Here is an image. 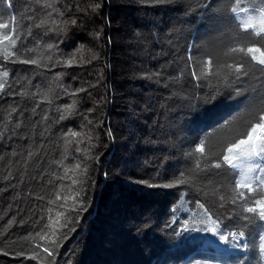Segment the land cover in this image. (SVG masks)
Segmentation results:
<instances>
[{
  "label": "trees",
  "instance_id": "1",
  "mask_svg": "<svg viewBox=\"0 0 264 264\" xmlns=\"http://www.w3.org/2000/svg\"><path fill=\"white\" fill-rule=\"evenodd\" d=\"M95 2L100 0H56V8L64 14L61 17L53 13L52 18L69 21L65 30L56 32L34 26L45 17V11L39 8L36 0H0V20L8 25V30L15 24L17 34L23 37L17 41L18 46L24 43L32 48L36 43L41 46L51 43L56 45L57 59H67L81 45L84 46L80 53H76L77 62L71 65H7L13 79L17 75L26 78L24 83L30 91L46 90L50 83L60 85L56 88L57 98L51 107L40 102L39 97L36 98L35 102L41 106L37 108L36 115L31 116L34 122L40 119L44 111L56 120V107L76 102L74 113L65 120H56L55 123L49 121L51 132L46 134L43 142L51 156L59 157V146L55 142L63 132L70 129L77 132L92 129V155L96 158L87 161L88 180L80 196L83 210L78 214L72 213L76 222L64 230L68 238L56 250L54 264H193L205 259H208V264H220V261L212 259L224 247L217 237L205 232H183L185 220H182L181 226L177 222L173 223V219L176 221L183 216L189 219L191 216V211L185 212L181 208L173 217V206L179 207L183 203L184 208L195 209V200L206 202L205 197L187 185L172 189H147L137 181L144 179L153 183H167L174 174L178 175L179 171L191 165L185 154L194 150L200 137L206 133L232 135L231 129L241 127L246 119L242 114L233 119L239 112L241 102L235 98L219 96L211 105L201 103L192 108L174 106L165 116H161L163 109L160 105L168 97L164 81L157 84L141 77L145 72L158 70L163 65H168L166 71H171L176 65L169 62L179 56L185 59L188 55L199 58L206 49L227 44L229 36L218 35L214 26L202 19L200 12L189 18L172 10L146 8L143 0H104L102 11L93 14L88 5ZM188 2L195 4L197 0ZM204 2L215 5L217 2L226 4L228 0ZM250 2L259 3V0H242L244 5ZM71 20L77 23L72 24ZM177 20L187 22L177 24V27H183V33L172 38L169 44L167 37H170V33L166 24ZM148 21H156V27L152 24L145 27ZM149 29L153 35L145 40L142 34H147ZM101 30V36L94 38L92 33ZM29 31L31 35H28ZM92 54H95V59H91ZM80 56L85 60L91 59V62H79ZM56 73L62 74L59 81H54ZM164 80H167V75ZM195 83L190 76L181 81L193 96L202 100L210 89L207 82L202 81L200 88H195ZM251 83L255 84V81ZM18 87L14 85V88ZM80 89L83 91H78ZM16 102L21 105L25 103L19 96H0V115L3 108ZM133 102L139 103L141 107L148 103L155 106V111L144 112L142 124L147 121L151 125L156 120L163 122L165 118H170L175 125L177 139L174 146H164V154L169 158L168 166L161 169L159 174L154 168L155 158L161 153L155 150L154 145L141 143L139 150L140 159L147 157L153 160L152 165L142 169L131 163L126 165L129 159L126 141L131 131ZM192 103L196 104L195 99ZM28 104L34 106L31 99ZM25 115L31 114L29 112ZM88 121L92 122L91 125H88ZM225 121H231V124L221 129L219 126L224 125ZM109 130L113 132L111 139L107 135ZM36 139L39 142L41 138L37 136ZM49 140L53 143H49ZM26 143L27 140H14L12 146ZM10 150L6 145H0V152ZM72 156L83 159L74 150ZM46 159L47 156L40 163L44 164ZM67 162H73L71 156ZM121 168L124 171L117 176L116 172ZM16 183L15 179L11 181L13 185ZM58 183L55 181L54 185ZM54 185H48L47 178L42 181L37 175L35 181L26 180L25 184L14 189L0 179V189H4L0 191V216H3L0 219V230L8 219H15L8 231L0 236V264H39L28 258L34 242L25 238L29 233L40 231L46 222L45 218L44 222L37 223L40 209L47 206V199L38 200L36 195H47ZM182 194L183 202L180 201ZM5 212L7 215H4ZM142 213L151 214L156 227L146 238L138 239L128 233L126 224L134 218L139 219ZM71 228L75 231H71ZM255 239L257 247L248 253V264H264L258 248L259 238ZM20 251L26 255L18 256L16 253Z\"/></svg>",
  "mask_w": 264,
  "mask_h": 264
},
{
  "label": "snow or ice",
  "instance_id": "2",
  "mask_svg": "<svg viewBox=\"0 0 264 264\" xmlns=\"http://www.w3.org/2000/svg\"><path fill=\"white\" fill-rule=\"evenodd\" d=\"M36 3L45 11V17L40 19L35 27L45 28L46 31L65 30V25L69 21L52 18L53 13L61 17L64 14L56 8V0H36ZM143 3L146 8L172 10L189 18L200 12L202 19L214 26L218 35L229 36L227 44L219 48L213 46L211 50L206 49L199 58L192 55H188L186 59L182 56L177 57L169 62L176 65L171 71H166L168 65H163L158 70L145 72L142 79L155 81L157 84L164 81V88L168 91V97L160 105L163 109L160 115L165 116L174 106L192 108L200 106L201 103L211 105L219 96H226L228 99L235 98L241 102L239 112L233 119L239 118L241 114L246 119L243 120L241 127L231 129L230 136L206 133L200 137L195 143L194 150L185 154L191 165L179 171L178 175L174 174L171 181L160 184L141 179L137 183L147 189H172L187 185L203 195L206 202L196 199L195 209L184 208L181 203L179 207L173 206L171 212L174 217L181 208L185 212L191 211L189 219L183 222V232L211 233L218 238L224 247L220 248L219 253L212 259L220 261V264H248V253L257 247L256 237L259 238L261 260H264V0H259V3L250 2L247 5L242 4V0H228L226 4L217 2L215 5L204 0H197L195 4L188 0H143ZM103 6L104 0H100L89 4L88 9L97 14L102 11ZM77 7L80 10L79 6ZM47 9L52 11L48 12ZM186 22L177 20L166 24L170 33V37H167L169 44L172 43V38L183 33V27H177V24L183 25ZM70 23L76 24L77 21L71 20ZM147 24L156 27V21H148L145 27ZM17 33L15 24L8 30V25L0 20V96H19L25 102L23 105L19 102L9 104L2 109L0 115V145L11 148L10 151L0 152V179L14 189L25 184L26 180L35 181L37 175L42 181L47 178L48 185H54L55 181H59L47 195H36L38 200L47 199V206L40 209L41 215L37 223L44 222L45 218L46 222L40 231L35 234L29 233L25 238L34 242L29 259L36 260L39 264H54L56 250L61 242L68 238L64 230L76 222L72 218V213L78 214L83 210L80 196L88 180L87 161L96 158L92 155V129L80 132L70 129L63 132L55 142L59 146L60 155L51 156L50 150L46 151L43 142L46 134L51 132L49 121L55 123L56 120H65L74 113L76 102L56 107L58 113L56 120L44 111L40 114V119L34 122L31 116L36 115L37 108L41 106L39 102H35L36 98L39 97L40 102L51 107L57 98L56 88L60 85L50 83L46 90L30 91L24 83L26 78L17 75L13 79L7 65L23 64L36 67H45L48 64L71 65L77 62L76 53H80L84 46L81 45L76 53L70 54L67 59H57L56 45L49 43L41 46L36 43L29 48L21 43L18 46L17 41L23 37ZM31 34L29 31L28 35ZM101 34L102 30L92 33L94 38H99ZM152 35L151 29L147 34H142L145 40ZM95 58V54H92L91 59ZM91 59L85 60L80 56L79 62L90 63ZM61 75L56 73L54 81H59ZM165 75L167 80H164ZM189 76L196 81L195 88H200L202 81L207 82L210 92L202 100L193 96L181 84V81L187 80ZM252 81H255V84L251 83ZM14 85L19 87L14 88ZM29 99L34 102V106H29ZM194 99L195 105L192 103ZM145 111H155V106L148 103L141 107L137 102L131 105V131L126 141L129 159L126 165L131 163L141 169L152 165L153 160L147 157L140 159L139 150L141 143L154 145L155 150L161 153L155 158L154 168L159 174L161 169L168 166L169 158L164 154V146H174L177 139L175 125L170 118H165L163 122L156 120L151 125L147 121L142 124ZM29 112L31 115L26 116L25 113ZM91 123L88 121V125ZM230 124L231 121H225V124L219 127L223 129ZM107 135L110 139L113 138L111 130ZM37 136L41 138L39 142ZM14 140H27V143L12 146ZM49 143L53 142L49 140ZM73 150L83 159L72 156ZM45 156L47 159L41 164L40 161ZM70 156L72 163L67 162ZM123 171L124 168H121L116 175ZM34 172L36 175H33ZM13 179L17 181L14 185L11 184ZM16 195L19 196V193ZM180 201H184L183 194ZM0 219H3V216H0ZM175 222L173 219V223ZM14 223V218L8 219L4 228L0 230V236ZM155 227L153 216L147 213H142L139 219L134 218L126 224L128 233L138 239L146 238ZM70 230L75 231L74 228ZM37 238L44 243H39ZM16 254L26 255L24 251ZM193 264H208V259L195 261Z\"/></svg>",
  "mask_w": 264,
  "mask_h": 264
},
{
  "label": "rangeland",
  "instance_id": "3",
  "mask_svg": "<svg viewBox=\"0 0 264 264\" xmlns=\"http://www.w3.org/2000/svg\"><path fill=\"white\" fill-rule=\"evenodd\" d=\"M182 220H188V217L186 216H183L182 218H180V219H178V220H176V224L178 225V226H181V222H182Z\"/></svg>",
  "mask_w": 264,
  "mask_h": 264
}]
</instances>
